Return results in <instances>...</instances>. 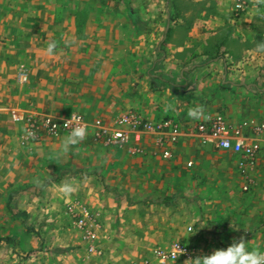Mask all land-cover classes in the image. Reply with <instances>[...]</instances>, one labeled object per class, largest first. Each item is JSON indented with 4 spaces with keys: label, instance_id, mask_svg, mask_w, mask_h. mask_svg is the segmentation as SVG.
I'll use <instances>...</instances> for the list:
<instances>
[{
    "label": "crops",
    "instance_id": "crops-1",
    "mask_svg": "<svg viewBox=\"0 0 264 264\" xmlns=\"http://www.w3.org/2000/svg\"><path fill=\"white\" fill-rule=\"evenodd\" d=\"M234 1L0 0V211L30 209L31 195L70 165L53 188L70 181L103 233L126 227L140 257L179 242L192 260L241 237L264 249V135L246 131L261 149L242 192L240 156L196 131L218 115L233 129L264 121V0H244L240 16ZM193 107L201 119L188 117ZM130 111L179 124L170 159L152 133L132 142L135 154L96 142L93 129L67 154V134L25 133L29 116L110 123Z\"/></svg>",
    "mask_w": 264,
    "mask_h": 264
},
{
    "label": "rangeland",
    "instance_id": "rangeland-1",
    "mask_svg": "<svg viewBox=\"0 0 264 264\" xmlns=\"http://www.w3.org/2000/svg\"><path fill=\"white\" fill-rule=\"evenodd\" d=\"M61 171L64 176L73 174L70 165ZM241 171L248 182L246 171ZM64 176L48 180L47 186L53 188L52 184L62 182ZM47 186L31 195L30 209L0 211L4 214L0 216V264H132L150 259L139 256V243L126 239V227L106 225L110 236L104 234L105 226L92 211L89 212L95 224V245L101 254L89 253L84 231L75 227L68 213V206L76 199H72L71 193L64 194L61 185L53 189ZM241 191L248 190L242 187Z\"/></svg>",
    "mask_w": 264,
    "mask_h": 264
},
{
    "label": "built area",
    "instance_id": "built-area-1",
    "mask_svg": "<svg viewBox=\"0 0 264 264\" xmlns=\"http://www.w3.org/2000/svg\"><path fill=\"white\" fill-rule=\"evenodd\" d=\"M247 9L244 0L234 1V13L236 16L242 15ZM21 80L26 81V75H21ZM71 118L73 125L79 121L81 125H86L88 130L93 129L96 142L106 147L123 148L126 147L131 154L139 153L140 149L135 147L132 142L139 141L142 133H152L159 136L158 147L161 149V157L170 159L171 152L168 148L174 145L179 136V124L170 118L159 119L155 122L142 119L137 113L130 111L115 117L110 123H104L102 120L88 122L78 113H71L65 118H56L53 116H29L24 119L25 133L27 138L37 141L42 134L57 137L61 134H68L71 128L65 124ZM198 134L204 136L217 149L231 151L239 155L241 162L240 168L246 171L256 160V155L260 151L259 141L249 142L246 131L254 136L264 135V121H244L237 129H233L222 117L218 115L199 123L196 126ZM31 132L33 135H28ZM248 184L243 186V190H248ZM68 213L73 224L79 230L84 231L85 239L88 241V251L93 255H100V250L95 245L96 230L95 224L91 220V214L87 207L75 202L68 206ZM177 242L171 243L167 248H156L152 251L151 259H144L132 264H189L192 255L190 250L182 243L178 242V252L175 248Z\"/></svg>",
    "mask_w": 264,
    "mask_h": 264
},
{
    "label": "clouds",
    "instance_id": "clouds-1",
    "mask_svg": "<svg viewBox=\"0 0 264 264\" xmlns=\"http://www.w3.org/2000/svg\"><path fill=\"white\" fill-rule=\"evenodd\" d=\"M258 47L264 49V44ZM56 51L57 43L55 41L49 42L45 49L46 54L53 56L56 54ZM187 115L189 118L198 120L204 116V112L201 107H193L188 110ZM65 124H67L71 130L63 138L61 151L67 154L86 139L88 128L86 125H81L78 120L73 125L71 118ZM28 135H33V133L29 132ZM60 190L67 195L72 193L75 189L70 181H66L61 185ZM189 231L196 230L190 229ZM175 248L178 251V242L175 244ZM178 252L182 253L181 251ZM189 262L190 264H264V249L258 246L250 248L249 244L241 237L239 240H234L226 248L217 249L208 255L197 256Z\"/></svg>",
    "mask_w": 264,
    "mask_h": 264
}]
</instances>
